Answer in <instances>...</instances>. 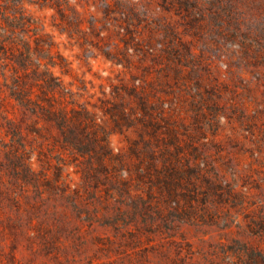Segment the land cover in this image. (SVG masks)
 Listing matches in <instances>:
<instances>
[{"label":"rangeland","instance_id":"obj_1","mask_svg":"<svg viewBox=\"0 0 264 264\" xmlns=\"http://www.w3.org/2000/svg\"><path fill=\"white\" fill-rule=\"evenodd\" d=\"M75 2L101 15L81 18L69 0H0V258L264 264V170L252 167L264 163L254 155L264 150V3L149 0L172 19L130 0ZM24 4L53 8L49 25L66 34V48L80 49L85 65L95 56L87 45L123 65L124 74L105 78L109 92L96 84L99 94L81 103L74 98L81 92H65L40 69L34 57L64 72L70 62L59 51L55 59L48 54L52 35H37L41 18ZM221 57L222 80L213 62ZM79 88L87 91L83 79ZM220 114L228 121L222 136ZM112 136L122 143L118 152ZM32 151L38 172L26 163ZM235 176L254 198L234 189ZM246 202L256 207L243 211ZM236 213L243 223L224 232ZM18 247L26 253L20 261Z\"/></svg>","mask_w":264,"mask_h":264},{"label":"clouds","instance_id":"obj_2","mask_svg":"<svg viewBox=\"0 0 264 264\" xmlns=\"http://www.w3.org/2000/svg\"><path fill=\"white\" fill-rule=\"evenodd\" d=\"M69 3L72 4L75 8L76 11L81 14V18L87 17L89 13L99 17L101 13L96 9V7L92 6L91 4L81 7L79 4H76L75 0H69ZM131 4L136 5L137 8H139L141 5H145L148 7L149 11L154 14V15H164L166 17H171L172 19H176V17H172L171 13H162L161 10L155 6L154 3H149V0H130ZM261 3H264V0H261ZM23 7L28 10V12H31L34 17H39L40 22L43 24L42 30L37 32V35L41 34L42 32H48L51 33L53 41H54V46L51 47L48 50V54L53 56V59H55V53L59 51L68 62H70L67 67L69 68L68 72H64L59 64H48L46 58H37L36 59L37 64L40 66V69H44L45 67L49 72H51L53 75L59 78L62 87L65 92H72V93H78L81 92L79 96H74L75 99L79 100L81 103L84 102L86 98L89 97V94L95 93L99 94L97 91V88L95 87L96 84L103 83L104 84V92L107 93L110 91L109 85L104 82L105 78H113L117 74H124L125 69L123 68L122 64L119 63H112L110 60H106L102 57L101 53L96 49L93 48L91 45H87V47L91 48V51L95 53V56H89L87 57V64L85 65L81 59L77 58V54L80 52V49L73 46L71 49L66 48L64 45L68 43V38L66 34L64 33H58L57 30L54 27H51L49 25V17L54 15V9L53 8H44L43 10H37L33 5L30 4H24ZM27 14V13H26ZM81 29L87 30V26L85 24L80 25ZM101 35H106V33H101ZM25 39H29V43H31V40L28 36H25ZM233 48L238 47L237 45H232ZM128 54H132L133 50L132 48L127 49ZM194 54L199 55V48H194L193 49ZM223 57H221L220 61H216L215 58H213L214 65L216 66V71L219 76V78L222 80L224 79V72L227 68V64L223 63ZM95 74V75H94ZM83 79L85 81V87L87 88L86 92H82L81 89L79 88V80ZM91 81L92 83L89 84L88 82ZM137 85L141 83L140 80L135 81ZM36 89H33V94H35ZM165 108L168 107L167 103L165 102L163 105ZM249 111H251V105H248ZM220 125L224 126L223 132L220 133V136L224 134V132L228 131V121L226 117L223 114L218 115L217 117ZM228 134H231L230 132ZM220 136L217 137V139L220 138ZM7 137H5V140ZM111 141V149L113 152H118L120 151L122 147V143H119L117 141L116 136L110 137ZM254 155L261 160H264V150L260 152H255ZM26 163L30 166V168L33 171H39L41 168V163L37 159V152L32 151L28 159L26 160ZM52 163H55V161H52ZM245 170V172L249 171L248 170V158L245 157L243 160V163L240 166ZM252 167H260L262 170H264V163H261L259 165L257 164H252ZM65 172L69 174V179L68 183L70 184L71 187H75V184L73 181L77 179V176L74 174V169L72 165H68L65 168ZM50 174L46 172V175ZM121 175L127 176L126 171H122ZM240 175H244V172H241ZM235 184H234V189L238 191L244 192L246 195L249 196V198H254L252 197V193L255 191L254 189H251L248 185H244L241 187V180L240 176H235ZM255 178V177H253ZM256 205L252 204L251 206L247 205L243 209V211H251L252 208H255ZM242 224V213H236L234 214L233 217V226L224 229V232H232L233 227L235 224ZM28 235H34L31 231L28 232ZM223 242V241H221ZM7 239L3 241V247L5 253L7 252ZM264 247V245H261ZM16 260L20 261L21 257L26 255L22 247H18L17 250L14 253ZM194 259L200 260V256L197 255L194 257ZM208 259H216V257H208ZM229 259H234L233 257H229ZM0 264H7L6 260L0 258ZM201 264H206V262L201 261Z\"/></svg>","mask_w":264,"mask_h":264}]
</instances>
